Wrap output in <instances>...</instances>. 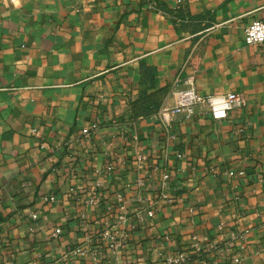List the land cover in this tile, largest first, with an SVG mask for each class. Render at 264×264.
Returning a JSON list of instances; mask_svg holds the SVG:
<instances>
[{
  "label": "crops",
  "instance_id": "1",
  "mask_svg": "<svg viewBox=\"0 0 264 264\" xmlns=\"http://www.w3.org/2000/svg\"><path fill=\"white\" fill-rule=\"evenodd\" d=\"M262 17L264 0H0V264H91L80 244L109 259L118 193L135 264L182 250L184 264H264V41L245 40ZM189 75L239 94L226 118L172 109Z\"/></svg>",
  "mask_w": 264,
  "mask_h": 264
},
{
  "label": "built area",
  "instance_id": "2",
  "mask_svg": "<svg viewBox=\"0 0 264 264\" xmlns=\"http://www.w3.org/2000/svg\"><path fill=\"white\" fill-rule=\"evenodd\" d=\"M245 40L249 44L260 43L264 41V17L255 18L250 23L247 24L245 28ZM171 95L173 96L175 103L172 106L174 111H184L188 116L194 115L197 111V106L204 108L208 111L214 119L226 118L230 110L235 106L237 100L239 99V94L234 91H229L225 93H210L202 94L197 91L196 81L194 75H189L182 81L177 82L176 86L171 90ZM132 123V121H131ZM98 123H94L91 126L83 128V133L86 136H90L91 130L97 128ZM135 141L138 139L137 135H134ZM135 152V158L140 163L148 158V154L142 146H137ZM178 156H183L182 152H178ZM157 167V166H156ZM230 175H244L245 170L240 169L238 171L229 170ZM264 181V179H263ZM171 175L167 168L162 171V181H161V191L160 196L162 198L170 200L172 198V193L170 190ZM137 194L139 199H142V191L145 186L144 179L140 176L135 181ZM45 200H55L56 196L54 194H45ZM117 199L119 202V213L115 224L110 223L102 231V235L106 241V248L110 254L109 259L104 258L103 254L96 248L80 244L77 245L73 250L76 254L80 256L87 257L91 259V264H135L134 262L122 257L121 248L123 244H126L130 237V231L135 227L134 223H129V204L127 199L122 193L117 194ZM96 197L91 196L88 198V202H95ZM156 203V202H153ZM155 208L153 206H139L137 211V217L139 220L144 219V214L153 216L155 214ZM109 223V221L107 222ZM60 232V227H57L55 234ZM169 236L167 235V238ZM228 246L233 247V240L227 239ZM196 252L202 250L200 243H196L194 246ZM188 251H175L166 254L164 264H184L189 257ZM105 261H104V260ZM234 261L239 262L240 256L237 254L234 256ZM203 264H210L209 261H204Z\"/></svg>",
  "mask_w": 264,
  "mask_h": 264
},
{
  "label": "trees",
  "instance_id": "3",
  "mask_svg": "<svg viewBox=\"0 0 264 264\" xmlns=\"http://www.w3.org/2000/svg\"><path fill=\"white\" fill-rule=\"evenodd\" d=\"M177 15L180 20H185V19H188V18H191V15L188 13L187 11V8H184V7H179L177 10Z\"/></svg>",
  "mask_w": 264,
  "mask_h": 264
},
{
  "label": "water",
  "instance_id": "4",
  "mask_svg": "<svg viewBox=\"0 0 264 264\" xmlns=\"http://www.w3.org/2000/svg\"><path fill=\"white\" fill-rule=\"evenodd\" d=\"M0 218H1V214H0Z\"/></svg>",
  "mask_w": 264,
  "mask_h": 264
}]
</instances>
